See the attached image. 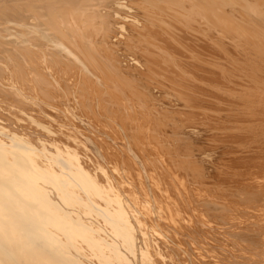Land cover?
Masks as SVG:
<instances>
[{"label":"bare ground","instance_id":"1","mask_svg":"<svg viewBox=\"0 0 264 264\" xmlns=\"http://www.w3.org/2000/svg\"><path fill=\"white\" fill-rule=\"evenodd\" d=\"M188 36L209 51L187 44ZM163 86L183 108L157 105L154 87L165 92ZM197 90L226 99L225 111L214 116L222 124L213 126L229 140L219 144L241 153L217 158L213 172L199 164L195 153L205 148L185 131L208 122L200 118L210 112L209 99L200 103ZM74 103L90 117L92 133L110 126L112 141L126 133L145 178L139 180L140 170L135 175L136 161H124L131 160L124 146L109 158L113 142L98 131L87 137L96 158L84 153L85 145L65 150L43 138L49 120L73 118ZM168 141L177 143L174 151ZM165 146L170 164L157 161ZM126 164L138 179L119 169ZM261 194L264 0H0V264H141L142 257L176 264L155 236L162 225L168 238L185 245L171 247L178 264H264V207L257 212L254 198ZM252 208L263 224L258 215L248 219ZM217 221L239 227L219 236ZM156 250L163 259L154 257Z\"/></svg>","mask_w":264,"mask_h":264},{"label":"rangeland","instance_id":"2","mask_svg":"<svg viewBox=\"0 0 264 264\" xmlns=\"http://www.w3.org/2000/svg\"><path fill=\"white\" fill-rule=\"evenodd\" d=\"M125 12H126L125 14H124V11L121 12V14H123V15H127V14L129 15V14H130V13L127 12V11H125ZM129 19H130V18H127V20H129ZM188 37H189V36H188ZM189 39H191V38L189 37L188 39L185 40V42H186L187 44H189V42H190V44H193L194 42H196L197 44H193V47H194V48L196 47L197 50H198V48H199V50H200L199 52H202V53L205 52V53H206V52L209 51L210 47H209L208 49H206L208 46H207L206 48H204V49H206L207 51H204V49L202 48V45H203V47H205L204 45L206 44V43L203 42L202 40H201V41H200V40L195 41V40L192 38L193 40H190V41H189ZM188 41H189V42H188ZM198 43H199V44H200V43H203V44H202V45H199ZM204 43H205V44H204ZM194 45H195V46H194ZM197 45H199V46H201V47H199V46H197ZM202 49H203V50H202ZM202 53H201V54H202ZM203 55H205V54H203ZM203 55H202L201 57H202V58H205ZM184 59H185V58H184ZM187 60H188V61H189V60H190V61H193V60H191L190 58L188 59V57H187ZM135 61L138 63V60H135ZM204 67H205V66H203V69L206 70L207 68H204ZM199 71L204 72V73H208V72H209V71L206 72L207 70H206V71H204V70H199ZM164 81H165V83H170V82L167 81V80H164ZM172 84H173L174 86H175V85H178V88H179V84H175V82H173ZM176 87H177V86H176ZM192 87H193V86H192ZM163 88H164V90H165V87H164V86H163ZM194 89H195V88H194ZM196 89H197V88H196ZM159 90H162V89H161V88H158V87H154V92H155V94L157 95V98L159 97L158 100L160 99V100H159L160 102H159L158 100L156 101L157 105H162L164 108H168V107H172V106H173L172 108H177V107H178V108H180V107L183 108L184 105L181 104V103H179L178 101L174 100L175 97L173 98V95H172L171 93L167 92V90H165V92H164V91H159ZM200 92L202 93V91H200V90H199V91H198V90L195 91V94L197 93V94H196V95H197V99H199L198 101H199L200 103L205 101V102H204L205 105L207 104L206 101L209 99L207 105L209 106V109H210V110H206V111H207V113H208L209 111H210V112L208 113V116L206 117V119H204V118H205L204 116H203V117H204V118H203L204 120L200 118L201 116H200L199 118H200V121L208 120V122L206 121L205 124L202 123V124H200V125L197 124V125L200 126V127H198V126H195V127H194V126L185 127V131L188 129V131H186V134L190 136L189 138H191V139L197 144L198 147H200V150H201V149L203 150V149L205 148L204 151H203L204 153L202 152V153L200 154L201 151H198V152H199V154H198V152L195 153V151L198 150V149H197L198 147L196 148V146H195L196 149H195L194 153H195V155H196V154H197V155H200V158L202 159V160L199 159L200 161L197 160L198 162H200L199 164L204 165V167L206 166V167H205L206 169L212 171V169H213V167L215 166V164H218V163H216V162L220 161L221 158H227V157H229V156L231 155L230 153L233 152V150H232L231 148H229L227 145H223V144H225V143L227 144V143L229 142V140H228V141H227V140L225 141L224 139H227L226 137H221V136L216 135V133H218V132L221 133V132L219 131L221 128L218 127V126H216V125H214L215 127L213 126V124H216V122H217V125H218V123H220L219 125L222 124V122H219L218 119H215V118H217V117H214V116H217L218 113L221 112V111H225L224 108H225V105H226V104L224 105V103H225L224 100H226V99H223V96L219 94L220 98L222 97V100H221V99L219 98L218 95H215V94H212V93H211L212 95H215V96H214L215 99L219 101V102H218V101H214V102H216V103H214V104H217V105L219 104V105H218V108H219V109L217 108V105L213 106V107H215V108H213V107H210V106L213 105V104H212V103H213V102H212V99H214V97H213L210 93H208L209 95H205L206 92H203V93H205V94L202 95ZM167 93L169 94V95H167V96L170 97V96L172 95V98H171V97L168 98V97L166 96ZM162 94H163V95H162ZM170 94H171V95H170ZM198 94H199V95H202V98H198V97H201V96H198ZM216 94H217V93H216ZM159 95H161V96H165V98L160 97ZM210 95H211V96H210ZM203 96L206 97V98H204ZM207 96H208V97H207ZM216 96H217L218 98H216ZM209 97H211V98H209ZM162 98H163V99H162ZM166 98H167V100H169V99H171V100H169V101H165L164 99H166ZM200 99L203 100V101H201ZM205 99H206V100H205ZM161 100H162V101H161ZM73 101H74V100H73ZM174 101H175V102H174ZM210 101H211L212 103H210ZM221 101H222V103H221ZM161 102H162L163 104H161ZM170 102H171V103H170ZM223 102H224V103H223ZM159 103H160V104H159ZM169 103H170V105H169ZM173 103H174V104H173ZM178 103H179V104H178ZM209 103L212 104V105H209ZM167 104L169 105L168 107H167ZM74 105H76V107H78V111H79V104L74 103ZM175 105H176V106H175ZM179 105H181V106H179ZM205 105H203V106H205ZM221 105H224V106H221ZM174 106H175V107H174ZM208 106H205V107L208 108ZM220 107H221V108H220ZM223 107H224V108H223ZM222 108H223V110H221ZM195 109L201 111V113L204 114L203 111H202V109H200V108H199V109L195 108ZM214 109H215V110H214ZM211 110H213V112H212ZM219 110H220V111H219ZM76 111H77V110L71 111V112H73L74 115L71 113V116H72L73 118H70V117L68 118L69 120H71V121H69V122H70L69 125H68V123H67L68 119H67V120H66V119H62L63 122H60V121H62V120L59 119V117H55V118H57V119H54V120H49V118H46V119L49 120V122H50V123L46 124V126L49 127L50 129L46 127L45 130H43L44 133H45V132H48L47 134H44V135H46V136H44L43 138H45L46 141H47L46 138H48L50 141H47V142L54 144V145L57 146L58 148L61 147V146H63V148H65V150H67V148H69L68 150H72V149H71L72 147H74V148H76V147H81V148H82V147H83V148H84V145H85V150L82 149V150L84 151V153H86V155H88L89 153H91L90 155H92V156L94 155V157L96 158L97 155H95V153H96V151H98V150H97L96 148H95L96 151H95V150H92V151L90 150L91 147L89 148V146H93L94 143L91 142V144H90V143H89L90 141H89L88 139H90L91 137H90V138H87V137L92 136V135L94 134V133H92V131L89 129L90 126L92 127V125H91V123H90V117H89L88 115H82L83 113H81V111H79V112L77 111L78 113H77ZM214 111H217V112H215L216 114L214 113ZM218 111H219V112H218ZM213 113H214V115H213ZM75 114H76V115H75ZM211 114H212V116H211ZM80 115H81L82 117H81ZM205 115H206V114H205ZM209 115H210V116H209ZM75 116H77V117H75ZM208 117H210V118L213 117L214 119L211 118V120H209L210 118L207 119ZM77 118H78L79 120H78ZM220 118H221V117H220ZM74 119H76V120H74ZM88 119H89V120H88ZM212 119H213V120H212ZM53 121H56L57 124H56L55 122H53ZM64 121H65L66 123H65ZM81 121H84V122H81ZM198 121H199V120H198ZM52 122H53V123H52ZM88 122H89V123H88ZM210 122H211V123H210ZM84 123H85V124H84ZM198 123H199V122H198ZM208 123H210L209 125L212 126V127L210 126V128H213V129H212V130H209L208 128H206V130H208V131H207L208 134H207V133L205 132L204 129H205L206 125L208 126ZM58 124H59V125H58ZM72 124H73V125H72ZM78 124H79V125H78ZM62 125H66V126H68V127H65V126H64V127L62 128ZM80 125H81V126H80ZM53 126H54V127H53ZM59 126H60V127H59ZM74 126H75V127H74ZM201 126H204V127H201ZM55 127H56V128H55ZM107 127H108V128H107ZM107 127H104L105 129H101V131H100L99 128H96L95 130L98 131V133H97V135H99L98 137L101 138V136H103V137L105 136L106 138L104 137V138H101V139H105V140H106L107 138H109V141L113 142V143H109L110 145H112V148H114V150L109 152V154H108L109 156H108V157H109V158H110V157H113V159L116 158V155H117L118 153H119V154L121 153L120 150H121V148L124 146L125 148L123 147L122 150H124V151H126V150L129 151V152H128V153H129V156H131V157H130L131 160L125 159L124 161H129L130 163L136 161V162H137L138 169H137V171L135 170V171L137 172V173L135 172V175H138V174H139L138 171L140 170L141 175H138L139 180H142L139 176H142V178H145V177H146V174H145V172H144L145 170L142 169V163H138L137 159H135V154H133V152H132V151H135L136 147H135L132 143H131V145H130V143H129V142H130L129 139H127L126 136H125L126 133H125V132L122 133V134H123L122 137H124L125 140H123V138H121V137H118L119 139H118V138H113V141H112V140H111V139H112V138H111V137H112V136H111V134H112L111 131H113V129H112L110 126H107ZM193 127H194V128H193ZM197 127H198V128H197ZM208 127H209V126H208ZM52 128H53V129H52ZM60 128H62V129H60ZM78 128H79V129H78ZM86 128H87V129H86ZM172 128H174V127H172ZM214 128H216V129H214ZM74 129H75V130H74ZM81 129H82V130H81ZM91 129L94 130V127L91 128ZM192 129H193V130H192ZM202 129H203V130H202ZM217 129H219V130H217ZM85 130H86V131H85ZM87 130H88V131L90 130V131H89V135L86 136V134H84V133H86ZM95 130H94V131H95ZM213 130H215V131H213ZM216 130H217L218 132H217ZM221 130H222V129H221ZM76 131H77V132H76ZM96 131H95V134H96ZM170 131H171V129H170ZM200 131H201V132H200ZM209 131H210V134H209ZM50 132H51V133H50ZM90 132H91V135H90ZM187 132H189V133H187ZM196 132H197V133H196ZM101 133L104 134V135H102ZM211 133H213L215 136L212 135ZM48 134L51 135V136H49ZM53 134H54V135H53ZM58 134H59V135H58ZM95 134H94V135H95ZM105 134H106V135L108 134V135L106 136ZM191 134H192V135H191ZM67 135H68V136H67ZM81 135H83V136H81ZM173 135H174V134H173ZM64 136H65V137H64ZM167 136L171 138L170 133H168ZM73 137H74V138H73ZM85 137H86V138H85ZM207 137H208V138H207ZM215 137H217L218 140H217ZM53 138H54L55 140H54ZM71 138H72V139H71ZM204 138H206V139H204ZM209 138H211V139H209ZM57 139H58V140H57ZM116 139H118L117 142H115ZM126 139H127L128 141H127ZM172 139H173V137H172ZM197 139H198V140H197ZM213 139H214V140H213ZM220 139H221V140H220ZM56 140H57V141H56ZM62 140H63V141H62ZM114 140H115V141H114ZM119 140H120V141H119ZM122 140H123V142H121ZM196 140H197V141H196ZM211 140H212V141H211ZM78 141H79V142H78ZM124 141H125V142H124ZM171 141H172V140L170 139V142H171ZM174 141H175V140H174ZM174 141L172 142V143H174L173 146H175V145L177 144V143L174 142ZM198 141H199V142H198ZM208 141H209L210 143H208ZM213 141H214V142L216 141V142H218V143H216V142L214 143ZM222 141H223V144H219L220 142L222 143ZM63 142H64V143L66 142L65 144H67L68 146L65 145V144L62 145ZM68 142H69V143H68ZM127 142H128V144L130 145L131 148L129 147V145L127 144ZM168 142H169V141H168ZM168 142H167V143H168ZM170 142H169V144H171V145H170V147H171V146H172V143H170ZM205 142H206V143H205ZM85 143H86V144H89V145H87V146H88V147H87L88 150H86V144H85ZM95 143H96V142H95ZM114 143H116V144H114ZM118 143H119L120 145H119ZM167 143H166L165 145L168 146L169 144H167ZM175 143H176V144H175ZM199 143H200V144H199ZM81 144H82V145H81ZM117 144H118V145H117ZM70 145H71V146H70ZM79 145H80V146H79ZM115 145H116V146H115ZM69 146H70V147H69ZM114 146H115V147H114ZM167 146H165L164 150H163V149L161 150V148H159V151H163V152H159V154H161V156L164 154V155L161 157L162 159H159V160L157 159V161H158L159 163H160V160L163 161V159H164V161H165V158H167L168 161L170 160V154L167 155V154L169 153V152H168V149H169L170 147L168 146V147H169V148H168ZM173 146H172L169 150H173V151H174L175 147H174V149H172ZM213 146H216V148L213 147ZM220 146H221V147L223 146V148H221ZM93 147H94V146H93ZM117 147H118V148H117ZM119 147H121V148H119ZM126 147H127V148H126ZM133 147H134V148H133ZM219 147H220L221 149H220ZM225 147H228L230 152H229V153H225L226 155L223 156L225 151L228 152V151H227L228 148L226 149ZM129 148H130V150H129ZM212 148H213V150H212ZM119 149H120V150H119ZM148 149H149V148H148ZM148 149H147V150H148ZM219 149H220L221 151H220ZM222 149H224L225 151L223 152ZM118 150H119V151H118ZM216 150L219 151V152H217ZM231 150H232V152H231ZM86 151H87V152H86ZM88 151H89V152H88ZM90 151H91V152H90ZM127 151H126V152H127ZM149 151H150V150H148V152H149ZM93 152H94V153H93ZM111 152H113V153H111ZM151 152H152V151H151ZM213 152H214V153H213ZM221 152H222V153H221ZM238 152H240V151H236V152L232 153L233 156H237V155H240V154H241V153L238 154ZM92 153H93V154H92ZM157 153H158V152H157ZM206 153H207V154H206ZM208 153H210L211 155L208 154ZM235 153H236L237 155H235ZM113 154H114V155L116 154V155L114 156ZM132 154H133V155H132ZM153 154H154V153H153ZM159 154H158V155H159ZM221 154H222V156H219V155H221ZM227 154H229V155L227 156ZM111 155H112V156H111ZM151 155H152V154H151ZM213 155H214V156H213ZM159 156H160V155H159ZM185 156H186V155H185ZM211 156H212V157H211ZM217 156H219V157H217ZM154 157H156V156H153V158H154ZM132 158H133V159H132ZM213 158H214V159H213ZM217 158H218V159H217ZM117 159L119 160L118 157H117ZM134 159H135V160H134ZM154 159H155V158H154ZM216 159H217L218 161H217ZM203 160H204V161H203ZM164 161H163V162H164ZM136 162H135V163H136ZM165 163H166V164H170L171 161H170V162L165 161ZM124 165H125V164H124ZM124 165L120 166L121 168L119 167V169L121 170V169L123 168L122 170H124L126 174H129V176L127 175L128 178L131 176L132 178H134V179H132V178L130 177L132 180L138 179V178H136V176L134 177V175H132V173L130 174V173L128 172V170L130 169V168H129L130 166L128 165V168H127V164H126V166H124ZM158 165L163 166V164H158ZM172 165H173V162H172ZM123 166H124V167H123ZM139 166H140V167H139ZM173 167H174L175 169H177V166H173ZM150 168H151V167L148 166V172L151 171V172L153 173L154 170L152 171V169H150ZM135 169H136V168H135ZM142 170H143V171H142ZM183 170H184V169H183ZM116 171H117V170H116ZM126 171H127V172H126ZM186 172H187V171H186ZM186 172H185V171H184V172H183V171L180 172L181 175H180L179 177H180V178L182 177L183 179L186 180V179L188 178V177H187L188 175L186 174ZM212 172H213V171H212ZM146 173H147V172H146ZM154 173H155V171H154ZM126 174H125V175H126ZM143 174H144L145 176H144ZM147 174H148V173H147ZM122 178H123V177H121V179H122ZM124 178H125V177H124ZM124 178L122 179V182H121V179H119V183H120L121 185L124 183ZM130 178H129V179H130ZM131 179H130V180H131ZM153 179H154V180H157V178H153ZM153 179L151 178V180H150L151 184H152V180H153ZM158 180H159V178H158ZM158 180H157V181H158ZM104 181H105V180H104ZM125 181H126V180H125ZM157 181H156V182H157ZM153 182H154V181H153ZM154 183H155V182H154ZM157 183H158V182H157ZM148 184L151 185L150 183H148ZM148 184H147V185H148ZM126 185H128V184H124V186H126ZM157 185H158V184H157ZM137 186H138V185H137ZM144 186H145V185H144ZM151 186H152V185H151ZM153 186L157 188V186H155V184H154ZM138 187H139V186H138ZM154 187H153L154 192L157 193V192H158V188H157V190H155L156 188H154ZM197 187H198V186H197ZM126 188H128V186H126ZM163 191H164V188H163ZM173 194H174V193H171V195H172L171 197H172V198H170V200L173 199V196H174ZM157 195H158V194H157ZM163 195H164V194H163ZM164 196H165V195H164ZM254 198H255V201H257V202H256V206H257V207H255L256 210H257V209H260L259 206H261V207L263 208V207H264V204H263V203H264V195H263V194H261V195H256ZM102 202H103V201H102ZM258 203H259V204H258ZM258 207H259V208H258ZM86 208H87V209H92V208H90V207H86ZM255 208H252V209H253L252 211L256 212V211H255ZM261 210L263 211L264 209H261ZM88 211H89V210H88ZM254 212L252 213L254 217L251 216V217L248 218V219L252 220L251 218H255L256 220H258V219H257V218H258L257 215L259 216V214H261V213L264 214V211L261 212V211H258V210H257V212H261V213L258 214V213L256 212V213H257L256 215H255ZM156 215H157V214H156ZM261 216H262V214H261ZM259 217H260V216H259ZM262 217H263V216H262ZM263 219H264V217L262 218V220H263ZM250 220H248V221L250 222ZM256 220H255V222H258V221H256ZM260 220H261V217L259 218V223H260V222L262 223L263 221H260ZM246 221H247V220H246ZM248 221H247V224H249ZM253 221H254V219L252 220V222H253ZM222 223H223V222H221V221H217V224H215V225H216V229H215V231H216V233H219V236L222 235L223 233L226 234L225 230L230 231V230H228L229 228H233V229H234V227H236V228L239 227V226H234V225H233L234 227H233V226H230V227L228 228V226L225 225V226H226V227H225L224 224H222ZM262 224H263V223H262ZM218 225H219V226H218ZM222 227H223V228H222ZM224 227H225V229H224ZM240 228H242V227H240ZM245 228H246V229H250V230L252 231V228H251V227L248 228V226H247V227H245ZM161 229L163 230V234H162V231H161V232H160V235H157V234L159 233V232H157V234L155 233V236H156V237L160 236V237H159L160 239H161V238L164 239V238L166 237V239H164V240L162 239V241H163L165 244H162L161 246H162V247L164 246V247H163L164 252H165V251H166V253L169 252V253H168L169 255H171L170 253H172V257H175V259L173 258V260H174V261H177L176 264H178V257H176V252H175L174 250L172 251L171 247L174 246V244H177V242H178L179 246H180V245L185 246V245L181 244L178 240H175V239H174V240L172 241V239L168 238L169 236H167V235H170L171 232H170L169 229L166 227V225H162V226H161ZM217 229H218V230H217ZM221 229H222V231H221ZM164 230H166V232H165ZM168 231H169L170 233H169ZM251 231H250V233H251ZM167 232H168V234H166ZM238 232H241V230L238 229L237 233H238ZM164 233H165V234H164ZM235 233H236V232H235ZM138 235H139V234H138ZM140 235H142V234H140ZM226 235H227V234H226ZM143 236H144V235H143ZM213 236H217V234H216V235L214 234ZM144 237H145V236H144ZM235 237H236V238H235ZM235 237H234V239H231V240L229 239V241H227V243H229L230 247H232V245H233L234 242H235V239H237V236H235ZM218 238H219V237H218ZM190 239H191V238H190ZM221 239H222V238L220 237V239H218V240H217V239H214V240H215L216 242H218V241L220 242ZM165 240H166V241H169V242L166 243ZM237 240H238V239H237ZM231 241H232L233 243H232ZM171 242H172V244H171ZM173 242H174V243H173ZM237 242L239 243V241H237ZM178 244H177V245H178ZM235 244H237V243L235 242ZM170 245H171V246H170ZM177 245H176L175 247H178ZM169 246H170V247H169ZM235 246H236V245H235ZM165 247H166V249H165ZM217 247H218V246H216V248H217ZM220 247H221V249H222L223 246L220 245ZM220 247H218L219 249H218V248H217V249L220 250ZM167 249H170V250H167ZM217 249H216V250H217ZM223 249L225 250V248H223ZM234 249H235V248H234ZM224 250H223L222 252H224ZM220 251H221V250H220ZM220 251H219V252H220ZM235 252H236V251H235ZM248 252H250V251H248ZM217 253H218V252H217ZM217 253H215L216 256L219 255V254H217ZM154 254H155L154 257L159 258L158 255H160V259H161V258H162V259L164 258V257H161V254L158 253L157 250H156V252H155ZM156 254H157V255H156ZM173 254H175V255L173 256ZM180 254H182V253H180ZM162 256H164V255H162ZM185 256H186V255H185ZM219 256H222V253H221V252H220V255H219ZM180 257H181V255H180ZM240 257H243V255H240ZM240 257H239V258H240ZM217 258L219 259L220 257H217ZM217 258H216V261L221 260V259L218 260ZM239 258H237V260H239L238 263H240V262L244 263V262L247 260V259H245V258H247V256H246V257L244 256V258H241L242 261H240ZM145 259H146L145 257H142V259H140V261H141L143 264H148V262H147L148 259H146V260H145ZM142 260H143V261H142ZM181 260H185V257H184L183 255H182ZM244 260H245V261H244ZM260 260H261V259H259V261H260ZM145 261H146V263H145ZM243 261H244V262H243ZM259 261H258V263H259ZM229 262H230V261H229ZM262 262H263V259H262ZM142 263H141V264H142ZM232 263H233V262H232ZM234 263H235V262H234ZM263 263H264V262H263ZM235 264H237V263H235Z\"/></svg>","mask_w":264,"mask_h":264}]
</instances>
